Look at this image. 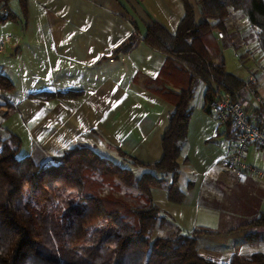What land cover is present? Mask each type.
<instances>
[{
	"label": "crops",
	"instance_id": "crops-1",
	"mask_svg": "<svg viewBox=\"0 0 264 264\" xmlns=\"http://www.w3.org/2000/svg\"><path fill=\"white\" fill-rule=\"evenodd\" d=\"M186 5L193 8L196 21L202 22L199 0H7L2 17L9 18L0 22L12 26V35L7 34L11 42L0 55V74L13 88L0 90V152L11 132L21 141L19 158L30 157L37 164H49L77 146L96 149L101 145L119 158L122 152L146 165L160 161L162 137L173 110L168 95L179 93L186 80L178 68L171 69L166 55L144 42V37L153 23L176 33L186 16ZM233 17L236 13L230 19ZM133 36L135 45L124 52ZM244 39L237 36L227 43L215 32L214 41L208 43L213 47L210 53L217 60L219 54L232 49L248 72L254 61L256 73L249 79L230 73L264 99L263 55L250 54L252 46L258 48L257 40L249 44ZM234 47L240 48L235 51ZM203 85L192 104L187 142L179 159L178 186L185 199L181 204L168 200L171 178L161 173L156 176L164 179L165 185L151 189V196L170 217L157 236H170L177 230L217 232V236L198 238V252L209 261L225 263L233 255L264 253V240L251 246L245 243L252 230L246 226L264 214V181L248 178L258 187L242 191L247 180L224 168L233 136L221 132L224 127L206 112L209 86ZM71 92L78 95L68 96ZM50 94L56 96L40 97ZM247 101L250 96L245 89L241 102ZM253 106L258 107L256 103ZM245 158L264 171L263 150L250 147ZM132 165L129 170L134 175L147 172L143 166ZM123 187L122 197H115L129 204H145L141 192Z\"/></svg>",
	"mask_w": 264,
	"mask_h": 264
},
{
	"label": "trees",
	"instance_id": "trees-1",
	"mask_svg": "<svg viewBox=\"0 0 264 264\" xmlns=\"http://www.w3.org/2000/svg\"><path fill=\"white\" fill-rule=\"evenodd\" d=\"M199 9L202 22L196 21L193 8L186 5V16L176 33L153 23L144 37L148 46L167 56L171 69L178 68L180 77L186 81L179 93L168 95L173 110L162 137L161 160L146 165L120 152L132 164L147 169L140 178L131 170L103 159L88 146L64 151L49 164H37L30 157L20 159L21 141L8 132L0 152V264H264L262 252L248 257L233 255L225 263L201 257L198 238L219 234L208 229H196L190 234L177 230L166 237L156 235L170 220L152 202L151 189L165 185V180L156 173L171 178L167 185L170 202L181 204L185 199L178 186L179 157L187 142L198 85L209 86L205 105L213 87L230 93L237 101L244 97L245 82L228 72L221 54L215 60L210 53L213 47L208 43L214 41L213 34L223 33V42L228 37L234 38L229 19L231 14L241 12L249 27L256 31L258 48L264 55V0H199ZM8 18L0 17V21ZM135 43L133 36L124 52ZM234 48L238 51L240 47ZM0 88L6 91L13 88L2 74ZM1 99L0 96V104ZM259 118L264 127V110L259 111ZM223 127V132L233 136L234 141L231 125ZM96 173L103 182L119 179L136 188L145 204L135 207L115 196L103 195L100 182L94 179ZM246 227L252 229L245 238L247 244L264 240V214Z\"/></svg>",
	"mask_w": 264,
	"mask_h": 264
},
{
	"label": "built area",
	"instance_id": "built-area-1",
	"mask_svg": "<svg viewBox=\"0 0 264 264\" xmlns=\"http://www.w3.org/2000/svg\"><path fill=\"white\" fill-rule=\"evenodd\" d=\"M6 1L0 0V17L4 15ZM217 38L222 40L223 33L217 32ZM10 42L9 35L0 42V55L6 53V44ZM121 60L124 59L121 58ZM245 89L250 96V101H247L246 104L235 100L230 93L213 87L210 89L205 109L218 121L221 127L230 124L231 132L236 137L223 159L224 168L243 181L248 178L264 181V171L250 165L245 158L250 147L264 151V127L258 111V108L264 110V99L256 93L251 85L247 84ZM254 103L258 105L257 108L253 106Z\"/></svg>",
	"mask_w": 264,
	"mask_h": 264
},
{
	"label": "rangeland",
	"instance_id": "rangeland-1",
	"mask_svg": "<svg viewBox=\"0 0 264 264\" xmlns=\"http://www.w3.org/2000/svg\"><path fill=\"white\" fill-rule=\"evenodd\" d=\"M240 18L243 19L242 23H241ZM244 20L247 21L245 16L241 12H236V17H233L232 20L229 19V28L232 29V31L230 30V32L234 33V35H235L234 37H237V36L240 37V38L243 37V38H245L244 40H247V43L251 44V43H253V41L257 40V37H256L257 33L252 32L251 31L252 29L249 27L248 24L245 23ZM11 27H10V25L9 26L8 25L4 26L2 24V22H0V39L2 37L6 36L7 34L12 35ZM233 29L237 30V31L235 32ZM245 31L249 32V33H247L248 35L245 33ZM217 32H219V31H217ZM217 32H216V34H217ZM232 39H230V37H228L226 39V42L227 43L228 42L229 43L234 42V41L231 42ZM252 49H253V52H251L250 54H252L254 57L258 56V55H260V56L263 55L259 48H256L257 49L256 50L252 46ZM235 55L236 54L233 52L232 49L225 50V52H224L223 58L225 59L226 67H227L228 71L231 72V73H234V74H236V75H238L240 77H242L243 79H246V80L249 79V77L251 76V73L253 75L256 73V70L253 69V68H255L256 64L254 63V61L251 60V65H250L251 69H249L250 72L245 71L242 68V64L240 63V61L238 60V58ZM262 59H264V55H263ZM202 86L204 87L203 84L198 85L197 89L195 90V95H194V99H193L194 104H195L197 98L199 97V95L201 93V90L203 89ZM193 102H192V104H193ZM211 117H213V116L211 115ZM215 121H216V119H215ZM223 130H224V128L221 129V132H223ZM95 150L99 154L100 157H102L105 160H108L109 162H111L112 164L118 166L119 168L130 169V168L133 167V165L127 159H125L123 157L122 158L117 157L115 154L110 152L104 145L96 147ZM182 155H183V151H182L179 159L181 158ZM185 160L186 159H184V161ZM94 176H95L94 179L96 181L100 182V188H101L100 191H101V193L103 195H108L110 193L111 196L117 195V196L122 197V195H123L122 192L124 191V187L123 186H126V185H124L119 179L107 180V181L103 182L102 178L99 176L98 173L94 174ZM134 176L136 178H138L141 175L136 172ZM252 187L253 188H257L258 184L252 182L250 179L247 180L246 182H243L242 186H241L242 191H249L250 189H251V191H253ZM133 189L137 190L136 188H133ZM119 199H121V198H119ZM245 199H248V198H245ZM121 200L126 202V200H124V199H121ZM132 200H133V198H132ZM253 201H254V199H252V198L247 200V202H249V203H252ZM127 203L129 204L128 200H127ZM130 205L135 206V207H142L143 206V205H140L139 201H137V202H132L131 201ZM78 210H80V207H78ZM200 237H202V236H200ZM245 243L247 244L246 240H245ZM247 245H249V244H247ZM249 246H251V245H249ZM197 250H198V246H197ZM198 254H199V252H198Z\"/></svg>",
	"mask_w": 264,
	"mask_h": 264
}]
</instances>
